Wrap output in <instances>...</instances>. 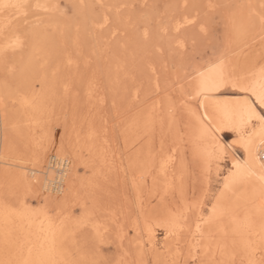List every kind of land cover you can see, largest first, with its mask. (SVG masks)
<instances>
[{"label": "rangeland", "instance_id": "1", "mask_svg": "<svg viewBox=\"0 0 264 264\" xmlns=\"http://www.w3.org/2000/svg\"><path fill=\"white\" fill-rule=\"evenodd\" d=\"M27 2L30 6L27 9L28 19L16 25L18 32L27 38L24 39L25 44L15 51L6 50L0 59V75L9 89L14 90L12 94L29 88V92L33 90V93L41 94L37 95V102L45 96L43 92L39 93L41 87L38 79L25 78L22 74L31 53L34 29L44 31L55 41L54 56L59 55L60 60L71 56L76 66L61 64L52 73L54 76L50 81L55 83L53 92H46L43 114L37 117L31 115L29 110L22 111L17 102L7 99L4 111L0 110V120L7 117L8 121L16 124L7 126L5 132L0 124V153L3 145L7 144L9 154L6 158L23 162L29 167L45 169L55 154L52 149L56 142L68 146L69 141L79 143L93 134L99 146L97 149L102 150L105 158H110L111 162L103 165L102 157L97 156L96 162L90 163L93 171L86 172L79 165L77 177L83 178L85 183L63 199H50L47 203L53 214H57L55 216L67 214L78 222L83 213L101 222L102 226L109 225L107 231L97 236L89 227H79L77 230L73 226L72 233L55 258L61 261L71 259L70 262L75 264H89L91 261L114 264L118 257H123L126 248L130 251L129 258L136 263L140 259L138 247L130 242L136 239L132 232L133 223L140 218L138 195L148 205L146 213L157 220L165 217L167 211L174 210L178 214L189 213L192 219L195 217L192 212L196 214L195 208H191L193 204L205 202L204 209L208 210L214 204L215 196L218 197L222 191L223 182L220 183V180L223 181V176L216 177L213 168L220 164L226 172L230 167L229 155L243 157L237 137L223 133L222 140L228 151L224 156L226 159H213L212 177L208 180L206 163L204 165L203 160L194 155L191 142L194 123L188 108L194 102L193 81L197 69L216 63L221 57L229 62L238 76L264 67V26L261 24L264 0ZM37 3L49 5V11L45 13L41 7H36ZM209 5L213 7L209 8ZM90 11H95V15L109 13V25L102 30L91 28L85 23V16ZM191 16H195L196 22L177 34L173 30L175 23ZM201 26L206 31H201ZM145 29L148 31L147 39L144 37ZM177 39L185 43L182 49L177 47ZM227 89L233 90L231 87ZM135 91L139 92L138 99L133 97ZM155 101L161 102L162 110L159 117L151 116L152 126L144 129L133 125L138 118L143 120L150 113ZM169 108L175 111L170 114ZM259 110L264 115V110ZM24 115H27L26 119ZM106 144L110 151L105 149ZM112 152L116 155L111 154L113 158L109 157ZM43 154L45 158H42ZM172 154L177 157L180 175L173 181L172 188H166L156 174V165L162 156ZM115 158L122 164L113 160ZM134 159L141 162L135 166ZM52 160L54 163L55 159ZM133 178L140 190L134 187ZM10 184L3 188L9 201L25 196L35 204L38 197L42 198L40 186L30 192L25 190V193L23 188ZM165 188L168 189L166 192ZM186 207L191 211H185ZM155 229L161 239L162 228L156 225ZM122 230L130 233L122 245L124 249L120 247L117 236ZM1 244L0 260H6L11 248L4 244L2 247ZM67 250L74 255V260ZM64 254L71 255V258ZM35 257V261L39 260L38 256ZM144 258L146 264L174 262L171 261L172 256L161 257L148 251H145ZM236 258L231 264H245L241 256Z\"/></svg>", "mask_w": 264, "mask_h": 264}, {"label": "bare ground", "instance_id": "2", "mask_svg": "<svg viewBox=\"0 0 264 264\" xmlns=\"http://www.w3.org/2000/svg\"><path fill=\"white\" fill-rule=\"evenodd\" d=\"M27 1L28 0H18V2L24 4H28ZM38 1L39 0H37V2ZM77 1H80L81 3L85 2V0ZM97 1L102 2V0ZM37 5H40V3H37ZM40 7L45 11V13L46 11L48 12V8H50L49 5L48 7L40 5ZM94 13L96 12L94 11ZM94 13L93 11H90L88 15H84L85 23L91 26V28L93 27L96 30L97 28L102 30L104 27L101 29L99 25L104 22L103 18L105 15L108 16L109 21L111 20L109 13L102 12L99 15H95ZM187 18L193 19L195 16ZM27 19L28 17L20 14L14 15L11 12L8 14V18L6 19L5 15L0 13V59L6 50L15 51L23 47L25 44L24 39L26 37L18 32L16 25L19 22H26ZM5 23H8L9 25L6 32L2 31ZM178 23L183 24L184 19L175 23L173 26L174 31ZM188 25L191 24H185L178 33H180ZM34 30L37 31V29ZM36 31L34 32L33 37H31L33 38L31 45L32 49H30L31 53L30 56L28 55L29 59L26 66H24L25 68L22 74H24L25 78L38 79L39 81H37L41 87L39 93L43 92L44 94H42L46 96V92H53L54 89L55 83L50 81L53 79L52 76H54L52 73L58 70L61 64L76 66V62L71 56H65L63 60H60L59 55L54 56L53 53H56L54 44L55 41L46 35L44 31ZM6 36L8 39L5 38ZM16 38H19L21 41L20 46L14 49L7 48V45ZM184 46L185 43L183 42V47ZM212 64L199 68L198 70L207 71ZM259 71L260 70H256L255 72L241 76L234 73V76L237 78H244L242 82L255 83L259 80ZM197 76L198 72L196 71L194 77L195 79L193 81L194 102L192 106L188 108L194 123V129L191 134L194 155L203 160L201 161L203 164L204 162L206 163V156L208 153H213L215 156H218L219 159H223L228 152L226 144L222 140L223 133L235 135L237 137V144L243 153V157L235 156L234 154L229 155L230 167L229 169H226L228 171L225 172L220 164L213 168L216 177L223 176V181L220 180V183L223 182V187L220 191H224V185L228 180L230 173H237L238 171L240 173L238 177L234 178L235 183L232 186V190L226 191L224 196L221 198L220 205L223 206L226 211L221 213L218 207L217 213L213 216V206L217 204V199H215L216 201L213 199L214 204L212 203V206L207 205L209 206L208 210L204 209L205 202L201 205L199 204L200 207L195 208L196 214L195 212H192L195 216L192 219L189 218V213L184 214L185 212L181 213L179 211L183 214L185 219L181 220V223L184 225L183 230L178 231L169 224L174 214L179 215L178 212L174 213L176 210L171 212L167 211L168 214L165 217L161 220H157L153 217V215L151 216L146 213L147 211L145 208H147L148 205L146 202H142V197L138 195L140 200H138V212L140 218H136L133 223L132 232L136 239L130 243H133L134 247H138V257L140 258V261L138 260L136 263H133L129 258L130 251L125 248L123 255L122 251L120 254L123 257L120 259L118 257L117 262L114 264H146L147 260L144 258L145 251L161 255V257L172 256L171 261H174L173 264H190L189 262H192L193 264H231L237 256H239V258L241 256V258L244 259L245 264H249V260H255L256 264H260L261 260L264 259V199H262L260 194V182L255 177L249 178L248 180L243 179V169L238 170L234 167V164L236 163H241L243 165L247 162L248 165L256 171L257 174H259L261 171L260 165L264 163V132H262L264 124H262L257 116L249 115L245 104L246 98L248 100H254L255 98L250 92H242L239 87H233L231 82L225 83L216 90L197 95ZM2 78L3 77L0 75V110L4 111L5 102L10 98V100L18 103L17 105L20 106L22 111L29 110L28 112H30L31 115H36V117L38 114L42 113L44 108L43 106L45 104L43 99L45 96H40L42 97V101L40 100L37 102V95L41 94H36L35 91L33 93V90L31 93L29 92V88H23V90L20 89V92L17 91L15 94H12L14 90L11 91L9 86H7L5 79ZM66 85L67 84H65V86ZM26 86L27 85H25V87ZM227 87H231L233 90H229ZM138 93L139 92L137 91L133 93V97L135 99L139 98ZM226 93H238L242 95L225 96ZM259 108L260 107L257 104V113L263 115ZM161 110V102H153L150 113H144L147 114V116L143 120H140L141 118H136L137 120L136 122L134 121L135 124L133 122V125L144 129H147L148 127L150 128L153 123V118H151V116L159 117ZM169 110L170 114L175 111L174 108H169ZM25 116L27 115H24V117ZM8 120L9 119L7 117L3 121L0 120L2 121L0 124L3 127L4 132L7 129V126L13 125L12 123H14V121L10 122ZM103 140L105 141V139ZM54 145L55 146L52 149V152L55 154L51 156V161L48 162V166L45 169L42 167H29L23 162H17L6 158L5 156L9 154V147L7 144L3 145L0 153V242L3 247V244L6 245L5 241L7 239V245L11 248L6 260L35 261V256H38L39 260L46 259L50 239L48 233L49 221L44 216L39 215L38 211H36L39 209H47L48 217L51 218L52 222L56 225H63L62 231L57 232L56 235L57 245L61 249L64 242L69 238V234L72 233V227L74 226L77 229L80 226H78L77 221L72 219V216L70 217L67 214L55 216L57 214L54 215L51 207H48V200H61L66 196V194L74 192L75 188L80 186V184L83 185L85 183L83 178L77 177L79 165H82L83 170L86 172L89 170L93 171V167L90 163L94 161L96 162L95 159H97V156L102 157L101 162L103 165H107L111 162L110 158L109 160L105 158V153L103 154L102 150L97 149L99 146L95 143L93 134H90L88 138L79 143L74 142L73 144L69 141L67 144L68 146H65L56 142ZM220 148H223L222 155L220 154ZM105 149H108L107 144ZM108 150L110 151V149ZM111 154L116 156L113 152L110 153V155ZM112 155L109 156L108 154L109 157L113 158L114 156ZM87 156L88 159H85ZM42 158H45V154H43ZM53 158L55 159L54 163L52 160ZM224 159H226V157ZM113 160L117 161L116 158ZM119 161L120 160L117 162L122 164ZM165 161L167 162V167L162 172L161 164ZM137 162H141V160L136 159L135 161L134 159L133 165H138ZM177 162V157L174 154L164 155L160 158L156 165V174L162 179L166 188H172L173 181L179 178L180 173L178 174L179 170L177 169ZM118 163H116V165ZM117 166L120 167V165ZM111 167H114V165ZM106 168L109 169V167ZM111 170L112 169H110V171ZM113 170L116 169L113 168ZM207 174L209 176L208 180L211 179L212 169L210 172H207ZM132 182L134 187L139 189L137 188L139 185H137L136 179L133 178ZM9 183H11L10 185L19 186L20 188H23L24 191L26 190L29 192L35 189V187L37 188L40 186L42 190V198L38 197L35 200L36 205L33 204L32 199L30 200L25 196H18L16 200L9 201L3 192V188L7 184L9 185ZM208 183L211 185L210 181H208ZM12 187L10 188L11 192ZM166 188L165 192L168 190ZM26 191L25 193H27ZM22 192L23 190H21V193ZM18 193L19 192L17 191V194ZM220 196L221 193L218 197ZM215 197H217V195ZM6 206L10 211H6ZM210 216H213L211 220H209ZM90 218L88 216V227L94 231L95 236L98 235L97 233L101 235V233L107 229L109 224L102 226L101 222ZM197 223L200 224V233H197L196 231ZM92 225H95L96 227L94 228ZM156 225L160 226L163 230V237L161 239L157 236L155 229ZM121 232L122 233L120 235H117L118 233L116 235L119 237L120 247L123 248L122 245L124 241L129 238L128 236L130 233L124 230ZM216 237H218V239H216ZM64 248L66 247L64 246ZM70 251L72 252V250ZM72 253L71 255L73 258L74 255ZM71 255H69V257ZM63 256L66 255L64 254ZM74 259L75 257L73 260Z\"/></svg>", "mask_w": 264, "mask_h": 264}, {"label": "snow or ice", "instance_id": "3", "mask_svg": "<svg viewBox=\"0 0 264 264\" xmlns=\"http://www.w3.org/2000/svg\"><path fill=\"white\" fill-rule=\"evenodd\" d=\"M30 6L24 3L18 2V0H0V13L4 14L6 19L8 18V14L11 12L14 15L20 14L25 17H27L28 12L27 9ZM36 7H40L37 5ZM186 7V5H185ZM209 7H213L212 5H209ZM264 7V6H262ZM104 22L99 25V27L103 28L107 26L110 21L107 15L103 18ZM195 18L189 19L187 17L184 18V23L180 24L178 23L176 26L175 31L178 33L180 29L185 24H194ZM261 24L264 26V13L261 14ZM8 23H5L4 28L2 31H7L8 29ZM166 30V29H165ZM201 31H206V29L201 26ZM116 33L114 32L113 35ZM144 37L145 39L148 38V31L145 29L144 31ZM8 39V37H5ZM177 47L182 48L183 47V41L177 39ZM21 44V41L19 38H16L12 40L8 45L7 48H16L19 47ZM198 76H197V85H196V94L201 95L209 91H213L218 89L220 86L224 85L227 82H231L233 87H239L242 92H250L252 96L255 98L254 100H248L245 99V104L247 106L249 115H255L257 118L264 124V115H260L256 111V105L258 104L261 109H264V67L260 68L259 71V80L255 83H247L242 82L244 78H237L234 76V72L229 64V62L221 57L218 62L212 64L207 71H199L197 69ZM258 83V86H257ZM159 87V85H157ZM262 132H264V127H262ZM235 143V141L233 142ZM247 151V148H246ZM220 154H223V148H220ZM215 158H219L218 156H215L213 153H208L206 156V172L211 171L212 161ZM167 167V162H162L161 164V171L163 172L165 168ZM234 167L238 170L243 169V179L248 180L249 178L255 177L260 182V194L262 199H264V163L260 165L261 171L259 174H257L256 171H254L247 162H245L243 165L241 163L234 164ZM240 175L239 171L237 173H230L228 180L225 182L224 185V191L221 192L220 197H216L217 204L213 206V216L217 213V209L219 207V210L221 213L225 212L226 209L223 208V206L220 205L221 198L224 196L226 191H231L232 186L235 183L234 178L238 177ZM200 205L198 203L193 204L191 208H199ZM191 210L190 208L185 209V211ZM6 211H10L7 209ZM38 211L39 215L44 216L46 219H48V233H49V245L47 249V259H40L37 261H30V260H23V261H11V260H0V264H75V262L70 261H61L56 259V255H58L61 251V249L57 245L56 241V235L57 232L62 231L63 225H56L52 222L51 218L48 217L47 209H39ZM213 216L209 217V220L213 218ZM185 219L183 214L173 215L172 220L169 222L170 226L175 228L178 231H182L184 228V225L181 223V220ZM78 226L80 227H88L89 226V219L88 217L82 213L81 218H79ZM92 227H96L95 225H92ZM196 231L197 233H200V224L197 223L196 225ZM99 235V233H97ZM202 235V233H201ZM6 245L8 244V240L5 241ZM89 264H98L96 261H91ZM99 264H103V262H99ZM249 264H256L255 260H249ZM260 264H264V259L261 260Z\"/></svg>", "mask_w": 264, "mask_h": 264}, {"label": "built area", "instance_id": "4", "mask_svg": "<svg viewBox=\"0 0 264 264\" xmlns=\"http://www.w3.org/2000/svg\"><path fill=\"white\" fill-rule=\"evenodd\" d=\"M263 160H264V156H263Z\"/></svg>", "mask_w": 264, "mask_h": 264}]
</instances>
